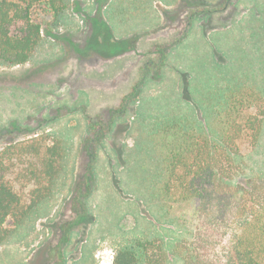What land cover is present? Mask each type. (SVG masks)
<instances>
[{"label": "rangeland", "instance_id": "obj_1", "mask_svg": "<svg viewBox=\"0 0 264 264\" xmlns=\"http://www.w3.org/2000/svg\"><path fill=\"white\" fill-rule=\"evenodd\" d=\"M43 20L52 36L31 61L0 64V151L14 148L15 179L62 141L64 168L54 195L0 246V264H113L137 238L181 239L197 202L159 197L164 129L217 87L264 83V0H68L59 18ZM91 123L93 172L83 147ZM244 159L247 176L264 164V130Z\"/></svg>", "mask_w": 264, "mask_h": 264}, {"label": "trees", "instance_id": "obj_2", "mask_svg": "<svg viewBox=\"0 0 264 264\" xmlns=\"http://www.w3.org/2000/svg\"><path fill=\"white\" fill-rule=\"evenodd\" d=\"M67 6L68 0H0V64L29 63L44 35L52 36L53 28L43 19L59 18ZM172 44L158 49V65L165 64ZM234 86L213 89L209 103L195 101L192 112L175 113L164 129L159 197L196 201L191 228L175 242L132 240L113 264H169L171 257L182 264H264V164L247 176L250 165L244 159L246 150L259 148L263 136L264 83ZM137 93L135 88L118 111ZM98 127L91 123L93 137L83 146L92 172L99 158L94 150ZM13 150L0 151V246L54 195L64 168L65 148L58 141L45 145L39 169L23 168L13 179Z\"/></svg>", "mask_w": 264, "mask_h": 264}, {"label": "crops", "instance_id": "obj_3", "mask_svg": "<svg viewBox=\"0 0 264 264\" xmlns=\"http://www.w3.org/2000/svg\"><path fill=\"white\" fill-rule=\"evenodd\" d=\"M171 42H173V44H172V48H171V50L176 46L175 44H177L175 41H171ZM169 54H170V52H168L167 53V56H166V59H167V57L169 56ZM166 59H165V61H166ZM166 64H164V66H165ZM190 106L186 109V110H184V112H192L193 111V107H192V105H193V103H188ZM8 242V241H7ZM6 244V243H5ZM4 244V245H5ZM3 246V245H2ZM32 247V246H31ZM31 247H25V248H23V252L26 254L24 257H26V258H28V257H30L31 255H32V253L31 252H33V251H31L30 252V248ZM33 248V247H32ZM27 250H29V251H27Z\"/></svg>", "mask_w": 264, "mask_h": 264}]
</instances>
